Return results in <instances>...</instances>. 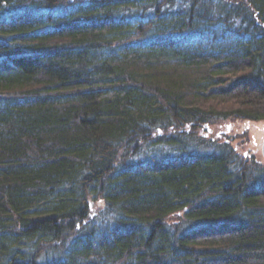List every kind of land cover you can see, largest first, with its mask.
I'll list each match as a JSON object with an SVG mask.
<instances>
[{"label":"trees","instance_id":"16d2710c","mask_svg":"<svg viewBox=\"0 0 264 264\" xmlns=\"http://www.w3.org/2000/svg\"><path fill=\"white\" fill-rule=\"evenodd\" d=\"M261 120L264 0H0V264H264Z\"/></svg>","mask_w":264,"mask_h":264},{"label":"rangeland","instance_id":"374dc122","mask_svg":"<svg viewBox=\"0 0 264 264\" xmlns=\"http://www.w3.org/2000/svg\"><path fill=\"white\" fill-rule=\"evenodd\" d=\"M202 35H204L203 33H201L200 31L195 32V34L192 37L193 39V44L191 46H193L195 49H197L198 51H208V50H212L216 53H219L221 57L223 56H230L235 54L236 50L238 49V47H234L235 44L233 42H235V37H231L228 36L227 33L225 34L226 38H222V39H216V40H210V39H206L202 37ZM236 43V42H235ZM215 47V48H214ZM220 49L221 51L218 50H214V49ZM222 54V55H221ZM233 124V123H231ZM229 122H226V125L229 126V130L227 131V126L226 125H222L223 130L226 131V133L224 134H228L230 133L232 138L231 143L233 145L236 144H241L244 142L245 147L241 148L240 150V155L245 154V158H249V159H256L257 162H264L262 155H261V151H260V143L264 134V120L255 122V123H251V124H242V126L239 128L242 132H237L236 133V129L237 128H233L232 129V125ZM239 130V131H240ZM217 131V128H213V133L212 136H209L210 139L211 137H215V132ZM242 134L240 136H238L239 134ZM220 138V137H219ZM222 138V137H221ZM224 139V138H222ZM249 139V141H248ZM246 142V143H245ZM168 151H170V147L166 148ZM248 160V159H247ZM103 207L102 203H96L93 204L91 207L90 212H92L93 214H95L94 217H97L96 213L99 212ZM101 224L99 222H94V225H98Z\"/></svg>","mask_w":264,"mask_h":264},{"label":"flooded vegetation","instance_id":"af4514ba","mask_svg":"<svg viewBox=\"0 0 264 264\" xmlns=\"http://www.w3.org/2000/svg\"><path fill=\"white\" fill-rule=\"evenodd\" d=\"M225 133V131L223 130V127L220 125L218 128H217V131L215 132V137H222V135ZM213 133V130H209L207 132L204 133V136L205 137H208V136H212ZM215 137H211L212 140H214Z\"/></svg>","mask_w":264,"mask_h":264},{"label":"water","instance_id":"95a60500","mask_svg":"<svg viewBox=\"0 0 264 264\" xmlns=\"http://www.w3.org/2000/svg\"><path fill=\"white\" fill-rule=\"evenodd\" d=\"M228 130H229V128H227V131ZM260 151H261L262 158L264 160V134H263V137H262V140H261V143H260Z\"/></svg>","mask_w":264,"mask_h":264}]
</instances>
